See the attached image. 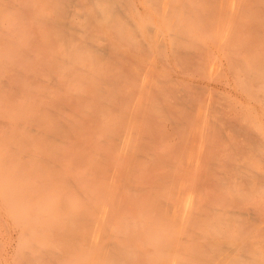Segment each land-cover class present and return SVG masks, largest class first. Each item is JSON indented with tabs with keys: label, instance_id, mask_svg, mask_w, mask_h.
<instances>
[{
	"label": "rangeland",
	"instance_id": "374dc122",
	"mask_svg": "<svg viewBox=\"0 0 264 264\" xmlns=\"http://www.w3.org/2000/svg\"><path fill=\"white\" fill-rule=\"evenodd\" d=\"M0 264H264V0H0Z\"/></svg>",
	"mask_w": 264,
	"mask_h": 264
},
{
	"label": "bare ground",
	"instance_id": "6f19581e",
	"mask_svg": "<svg viewBox=\"0 0 264 264\" xmlns=\"http://www.w3.org/2000/svg\"><path fill=\"white\" fill-rule=\"evenodd\" d=\"M137 27V26H136ZM152 30L154 33H156V35L158 36L159 40L162 42H164V36H163V32L162 30H160L159 28H155V27H152ZM234 250L237 249V247H234L233 248ZM233 251V250H232Z\"/></svg>",
	"mask_w": 264,
	"mask_h": 264
}]
</instances>
